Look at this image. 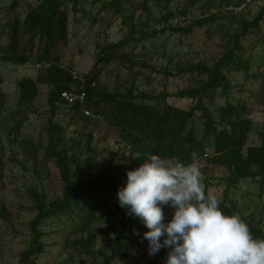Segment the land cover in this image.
Wrapping results in <instances>:
<instances>
[{"label": "trees", "instance_id": "16d2710c", "mask_svg": "<svg viewBox=\"0 0 264 264\" xmlns=\"http://www.w3.org/2000/svg\"><path fill=\"white\" fill-rule=\"evenodd\" d=\"M148 1L151 0H141L140 3L136 0H38L28 7L22 22L9 17L7 13L17 4L16 0L0 9V33L1 36L4 33L6 38L0 47L3 60L22 65L33 59L40 68L35 78H24L17 83L16 129L26 120L25 112L28 111V104L39 95L38 87L46 86L49 115L42 156L45 161L52 162L56 171L52 180L60 191L59 196L48 200L43 192L31 190L35 214L28 222L30 238L27 248L19 254V262L23 264H37V256L45 252L46 243L42 238L46 233L42 225L50 219L56 220L57 226L63 225L56 232L67 229L64 234L65 246L95 256L97 260L93 264H113L121 257L125 239L131 235L139 238L148 230L139 218L127 215L117 202L116 193L118 188L124 186L126 173L120 174L119 168L112 164L116 152L123 155L128 153V171L144 163L150 154L187 163L191 160V154L196 152L199 165L226 169L228 188L249 179L264 193V130L258 132V145H246L253 127L251 112L245 102L228 98L232 88L244 90L243 83L231 84L228 73L242 71L246 77H254L248 73L249 59L238 53L239 38L258 27L264 19V10L260 9L251 20L240 22V32L233 46L225 49L216 60H200L183 69L196 78L193 86L179 89L173 94L166 89L157 94L141 92L133 83L123 85L121 90L100 88V72L104 65L117 60L128 70L135 67L136 61L123 50L129 43L149 40L167 31L189 34L193 27L213 21L216 8L222 6L224 9L232 4L231 0H218V5L204 8L193 22L179 26L180 20L176 19L174 26H171L170 20L174 19L173 13L168 10L171 0H153L164 9L162 25L143 30L137 28L133 10L125 14L123 7L127 5L144 12ZM68 5L73 13H81L92 22L96 21L91 17L90 10L85 9L86 5L97 7V13L121 16L122 24L128 26V32L122 39L100 46L91 69L82 74H74L71 66L63 65L58 50L68 37ZM185 13L186 10H183L179 15ZM228 14L234 17L239 13ZM147 67L143 61L139 68ZM155 70L151 68V71ZM162 72L167 76H176L182 71L173 74L163 69ZM63 92L71 93L76 98L68 101L61 96ZM216 92L223 96L224 101L215 108L216 114L213 115L208 105L213 102ZM169 96L189 98L193 103L183 109L168 103ZM2 101L3 93L0 91V104ZM60 106L67 107L70 112L65 126L73 127L74 132L86 139V153L82 158H79V154L68 155L57 149L58 134L64 130L63 125L54 120ZM196 112H200L203 119L201 139L192 127L187 128V123ZM94 133L101 140L98 138L92 144ZM107 138H114L117 144L115 151L100 149V143ZM202 139L211 140V145L208 147ZM38 150L37 146L33 147L34 156ZM98 158L101 164L96 168ZM202 182L208 185L207 179ZM85 196L91 198L90 202H85ZM74 206L81 208V213H74ZM220 208L225 214L238 213L248 224L254 238L264 239V227L255 223L252 215L244 216L236 204L227 198V193L220 202ZM9 215L6 208H0V219L8 220ZM96 222H102L106 227L107 251L91 249L92 239L96 235V228L92 226Z\"/></svg>", "mask_w": 264, "mask_h": 264}, {"label": "rangeland", "instance_id": "374dc122", "mask_svg": "<svg viewBox=\"0 0 264 264\" xmlns=\"http://www.w3.org/2000/svg\"><path fill=\"white\" fill-rule=\"evenodd\" d=\"M11 1L0 0V9L9 6ZM37 1L16 0L17 4L7 10V13L9 17L22 22L28 7L35 5ZM140 1L136 0L139 3ZM231 2L236 3L237 0ZM218 3V0H171L168 10L175 16L170 20L171 26H174L176 19L180 20L179 26L191 23L199 18L204 8L208 6L210 8ZM85 9L90 10L91 17L96 22H92L81 13H73L68 5V37L58 49L62 56V64L71 66L74 74H82L90 70L100 46L107 42L118 41L128 32V26L122 24L121 16L97 13V7L91 5H86ZM123 9L125 14L133 10L137 28L151 30L162 25L164 9L157 6L153 0L148 1L147 10L144 12H140L138 8H129L127 5ZM260 9L264 10V0L249 4L241 13L231 17L227 10L220 6L214 11L216 18L213 21L201 27H193L189 34L180 35L167 31L149 40L131 42L123 50L136 61L135 67L128 70L117 60L109 62L100 72V88L121 90L123 85L133 83L141 92L157 94L166 89L173 94L179 89L193 86L196 78L183 69L200 60H216L225 49L233 46L240 32V22L253 19ZM183 10H186V13L179 15ZM5 41L4 33L2 36L0 33V47ZM239 47L238 53L249 59L248 73L254 77H246L242 71L228 73L232 85L244 84L242 91L232 88L228 98L245 102L253 122L246 145H258V132L264 130V19L254 31L239 38ZM143 61L148 67L140 69ZM151 68L156 70L151 71ZM39 69L33 59L22 65H14L3 60L0 53V91L3 93V101L0 104V208H6L10 214L8 220L0 219V264H23L19 262V254L27 248L30 238L28 222L35 214L31 190L43 192L48 200L60 195L59 188L54 186L52 180V176L56 174L55 168L52 162L45 161L42 156L43 147L46 145L45 129L49 115L46 86L38 87L39 95L28 104V111L25 112L26 120L18 130L16 129L17 83L24 78H35ZM163 69H168L173 74L182 72L176 76H167L163 74ZM138 70L140 72L137 73ZM223 101V96L216 92L213 102L208 105L213 115L216 114L215 108L223 104ZM167 102L183 109L193 103L189 98L175 96H169ZM69 117L70 112L67 107L60 106L54 120L62 124L64 130L58 134L57 149L65 151L68 155L79 154V158H82L86 153V139L74 132L73 127L65 126ZM202 122L200 112H196L193 119L187 123V128L192 127L199 139H201ZM98 138L101 140V137ZM98 138L94 133L92 144ZM202 141L208 147L211 145V140L202 139ZM34 146L39 149L35 156L32 152ZM99 146L100 149L115 151L117 144L114 143V138H107ZM100 164L101 159L98 158L95 163L96 168ZM112 164L119 168L120 174L126 173L129 169L128 153L125 152L123 155L116 152ZM200 168L201 179L208 180V185L205 186L206 195H214L221 202L224 200V194L227 193V198L236 204L244 216L252 215L253 221L264 227V193L251 180H242L236 186L228 188L226 182L228 172L225 168L204 164H201ZM85 197V202H90L91 198ZM163 210L165 219H170L172 215L170 207L166 206ZM73 211L81 213V208L74 206ZM123 211L126 212L125 209ZM55 221L50 219L42 225L46 233L42 241L46 243V248L45 252L37 256L36 263L93 264L96 262L97 259L93 255L83 253L77 248H67L64 237L67 229L56 232L55 230L62 229L63 225L57 226ZM92 228H96V235L92 239L91 249L107 251L105 225L96 222ZM123 245L121 257L113 264H165L168 250L162 248L157 255L149 256L147 241L143 240V235L139 238L131 235L123 241Z\"/></svg>", "mask_w": 264, "mask_h": 264}, {"label": "clouds", "instance_id": "9594fccd", "mask_svg": "<svg viewBox=\"0 0 264 264\" xmlns=\"http://www.w3.org/2000/svg\"><path fill=\"white\" fill-rule=\"evenodd\" d=\"M201 177L196 152L187 163L150 154L126 172L117 202L148 229V255L163 248L165 264H264V239L254 238L238 213L225 214ZM166 206L173 209L167 222Z\"/></svg>", "mask_w": 264, "mask_h": 264}, {"label": "built area", "instance_id": "2783aa9c", "mask_svg": "<svg viewBox=\"0 0 264 264\" xmlns=\"http://www.w3.org/2000/svg\"><path fill=\"white\" fill-rule=\"evenodd\" d=\"M262 0H239L236 3H232L231 5H228L224 9L227 10L226 12H233V13H241L242 10H244L249 4L254 2H260ZM61 96L68 100L72 101L76 98V96H73L71 93L63 92ZM83 94H80V98H82Z\"/></svg>", "mask_w": 264, "mask_h": 264}]
</instances>
